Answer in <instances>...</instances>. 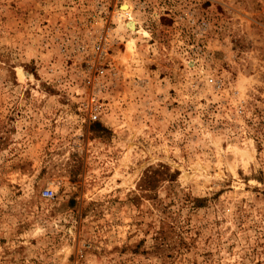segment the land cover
Here are the masks:
<instances>
[{
  "label": "rangeland",
  "instance_id": "1",
  "mask_svg": "<svg viewBox=\"0 0 264 264\" xmlns=\"http://www.w3.org/2000/svg\"><path fill=\"white\" fill-rule=\"evenodd\" d=\"M0 264H264V0H0Z\"/></svg>",
  "mask_w": 264,
  "mask_h": 264
},
{
  "label": "built area",
  "instance_id": "2",
  "mask_svg": "<svg viewBox=\"0 0 264 264\" xmlns=\"http://www.w3.org/2000/svg\"><path fill=\"white\" fill-rule=\"evenodd\" d=\"M208 81L211 82L212 79L209 78ZM84 104L88 119L97 120L99 118L100 113L102 112V108L101 105L98 103L96 96L93 93L88 94L85 98ZM40 196L45 199H52L54 193L51 189L44 188L41 190Z\"/></svg>",
  "mask_w": 264,
  "mask_h": 264
},
{
  "label": "bare ground",
  "instance_id": "3",
  "mask_svg": "<svg viewBox=\"0 0 264 264\" xmlns=\"http://www.w3.org/2000/svg\"><path fill=\"white\" fill-rule=\"evenodd\" d=\"M123 11H121L123 14L127 15L129 10H130V6L129 3L125 2L122 6ZM126 27L130 30V31H134L135 30V26H134V20L132 18H129L128 22L126 23Z\"/></svg>",
  "mask_w": 264,
  "mask_h": 264
},
{
  "label": "trees",
  "instance_id": "4",
  "mask_svg": "<svg viewBox=\"0 0 264 264\" xmlns=\"http://www.w3.org/2000/svg\"><path fill=\"white\" fill-rule=\"evenodd\" d=\"M92 125H93V127H96L98 124H96V123H93ZM147 177H149V176H147Z\"/></svg>",
  "mask_w": 264,
  "mask_h": 264
}]
</instances>
